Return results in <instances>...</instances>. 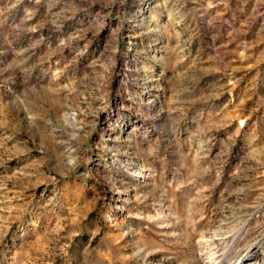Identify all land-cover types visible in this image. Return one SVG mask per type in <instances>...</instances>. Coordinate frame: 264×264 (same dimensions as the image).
I'll list each match as a JSON object with an SVG mask.
<instances>
[{
  "label": "rangeland",
  "instance_id": "1",
  "mask_svg": "<svg viewBox=\"0 0 264 264\" xmlns=\"http://www.w3.org/2000/svg\"><path fill=\"white\" fill-rule=\"evenodd\" d=\"M0 264H264V0H0Z\"/></svg>",
  "mask_w": 264,
  "mask_h": 264
}]
</instances>
